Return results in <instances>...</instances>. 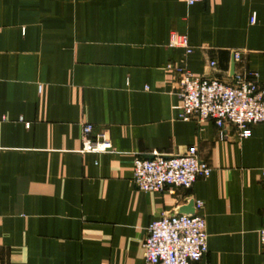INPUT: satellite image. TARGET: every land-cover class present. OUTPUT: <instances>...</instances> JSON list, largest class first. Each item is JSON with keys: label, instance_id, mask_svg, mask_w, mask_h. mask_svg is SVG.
Here are the masks:
<instances>
[{"label": "crops", "instance_id": "obj_1", "mask_svg": "<svg viewBox=\"0 0 264 264\" xmlns=\"http://www.w3.org/2000/svg\"><path fill=\"white\" fill-rule=\"evenodd\" d=\"M232 61L264 84V0H0V264H145L150 223L191 200L207 234L195 264H264V123L221 140L179 118L173 68L227 81ZM83 124L113 153H81ZM191 148L208 178L133 186L136 157Z\"/></svg>", "mask_w": 264, "mask_h": 264}, {"label": "built area", "instance_id": "obj_2", "mask_svg": "<svg viewBox=\"0 0 264 264\" xmlns=\"http://www.w3.org/2000/svg\"><path fill=\"white\" fill-rule=\"evenodd\" d=\"M204 0H185L193 6ZM255 21V14L250 23ZM169 48H179L190 55L193 48L185 35L172 32ZM238 61L239 54L233 55ZM215 62L209 66L214 67ZM177 77V96L181 102L179 118L193 120L198 125L212 121L221 140L227 139L224 129H232L237 140L248 138L253 126L264 123V84L256 72L236 73L222 81L210 77H194L185 65L173 68ZM81 153H113L106 131H95L90 124L81 127ZM264 182V168L260 169ZM210 176V169L200 161L197 151L191 148L182 156L136 157L133 161V186L143 193H160L167 187L187 190L200 179ZM203 204L194 202L193 215L160 214L150 223L143 243L145 264H195L207 253L205 219L201 214ZM259 240L264 246V226L259 230Z\"/></svg>", "mask_w": 264, "mask_h": 264}, {"label": "water", "instance_id": "obj_3", "mask_svg": "<svg viewBox=\"0 0 264 264\" xmlns=\"http://www.w3.org/2000/svg\"><path fill=\"white\" fill-rule=\"evenodd\" d=\"M234 75V63L232 61L230 65V77L232 78ZM194 214V201H190L187 206L183 207L181 210H178L177 212L170 213V216L173 215H193Z\"/></svg>", "mask_w": 264, "mask_h": 264}]
</instances>
